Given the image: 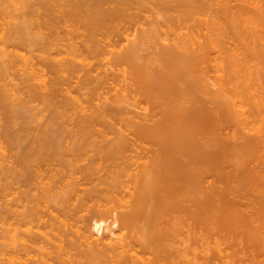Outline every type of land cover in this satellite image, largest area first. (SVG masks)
Listing matches in <instances>:
<instances>
[{
	"label": "bare ground",
	"instance_id": "bare-ground-1",
	"mask_svg": "<svg viewBox=\"0 0 264 264\" xmlns=\"http://www.w3.org/2000/svg\"><path fill=\"white\" fill-rule=\"evenodd\" d=\"M6 1L10 2L9 0ZM6 1L5 0L0 1V3L3 2V5L4 4L6 5V6L5 5L2 6L3 8L7 7L8 3ZM17 1L18 0L15 1L12 0L11 3H9V6L11 5L12 7L13 3L16 6L18 4ZM29 1L30 0H27V2L23 1L25 4L24 5L25 7L23 8H26V10H28L29 13H31L30 10L28 9L30 7H31L30 9L32 8L37 9L36 12L38 14L39 13L38 10L40 9L41 11L40 6L42 5L35 8V6H37L38 4L36 5H34V3L30 4L28 3ZM214 1L215 0H211L212 4L214 3ZM241 1L243 2L244 5L251 8L254 11V14H250L249 12L236 13V12H232L226 7L225 14L227 16L228 21L231 22L234 28H240V26H244L245 29H247L248 31L251 32L253 31L252 34L254 33L258 36L260 35V37L264 39V34H263L264 33V0H241ZM21 2L22 1L20 0L19 3L23 4V2L22 3ZM48 2L50 3L49 0ZM48 2L47 0H45V3ZM150 2L152 3V0H52L53 8L51 7L49 8V10H47L48 11V13H46V16L48 14V17H46L47 20L46 18L44 19L45 16L43 17L42 13L41 15L43 18L41 19V21L38 19L41 17L39 14L29 15L27 11L26 14H28V16H32L31 19L28 21H31L32 18H33L32 21L34 20L36 21L37 18L38 23L41 22L40 24L43 25L44 22L45 23L47 22L46 24L49 23L51 24L52 22L53 23L65 22V24H67L66 22H75L73 23L74 26L77 25L76 22H81V23L90 22V24L94 26L95 24H92L91 22H99V23L163 22L164 16L165 18H167V14L164 11H158L156 13L152 12L151 14L148 13L146 14L142 11L144 9V11L149 12V8L151 7ZM157 2L163 7V9L166 10H169V8L172 9L174 6L173 2H177L178 6L183 7L182 12L176 16L178 20L183 22H188L185 14H187L188 16H195L197 18L199 17L200 20L203 21L201 22V25H203L207 29L209 28L208 29L209 31L206 34H201V32H198L197 34L195 33L193 35H190L185 42L179 45L175 44L174 46L172 45L171 47L169 45L163 46L159 52V57H160L159 59L162 61L160 62L159 60V62L161 63L159 64V67L160 69L162 68L161 70H159V67L156 68L158 69V71L152 70L154 69L153 67H151L152 65L151 66L148 65L149 70L143 66L144 68L139 69L138 71L136 70L137 67H135L136 75L139 73L140 75H137V77L135 76L133 77V82H132L133 85L131 83L129 84L127 83L128 84L127 86L129 87L128 90L130 89L129 86L130 84L133 87H135L133 88L134 92L132 91L133 90L132 86H131L132 90L131 89L129 90L130 92H132V94H130V92L127 89L123 91L121 90L122 88L125 89L126 86L122 87L120 89L121 91L117 89V93L116 94L114 93V97L108 96L111 97L109 98V101L111 100V102L108 105H105L104 107L98 106V108L94 106V110L92 109V111H90L91 110L90 106L86 104L83 100L81 101L78 97L76 98L75 96H72L73 94L71 95L69 93V95L71 96L70 97L68 95V91L65 92L61 91L62 88L60 87L62 83L61 82H60L61 84L59 83L60 80L57 81V79H59L58 78L59 72H57L58 70H56L59 65H56L57 66V67L55 66L56 69L55 68L53 69H55L56 73L58 74L56 75L57 76L56 81L59 84L54 83L53 87L57 89L56 91H59L58 89H60L59 92L65 93V97L68 98V100H66L65 97H62L65 100L64 101L63 99L60 98V96H58V98L61 99L59 101H61V103H64L65 107L67 106L66 108L60 102L58 103L62 105V107H64V109L66 110L67 109L69 110L70 107V110L71 108H73V110L76 111L73 112L72 110V112L76 115L73 116L69 115L68 116L69 119H68L67 117V115L69 114L68 110H67L68 112L67 114L66 112H64V110H62L63 108H61L63 113L66 115L65 116L63 113H61L62 112L61 110H55L57 108L60 109V105L58 103H56L58 106H55V104H53L55 107H52L51 105V99L53 100V97H56L57 95V93L56 95H53L55 93V92L53 93V91H55L54 88L48 85L51 87L50 90L49 89L50 87H47L46 82L44 88L43 85L45 83L41 81V84L43 85L40 88L41 89L44 88V91H47L46 93L48 95L45 92L44 94H46L45 97H47V99L50 100L49 101L46 99V102L47 101L50 102V105L44 102L45 105L50 106L51 108H55L51 110V111L55 110L54 113L56 111L57 112L61 111L59 112L61 113L60 115H64L68 121L64 123V127H62L63 125L61 126L62 128L59 127L60 129H58L59 132L57 131V133L55 132L54 129L51 130V128L45 127L46 129L44 132H41L39 133L38 136L34 137L35 140L33 141H35L36 145L31 144L33 146H31L28 149L26 148L25 150H23L24 149L23 148L22 149L23 151H20L21 149L19 150L17 147V150L20 151L19 153H17L16 151V155L10 154V156H8L7 159H4L6 162L5 165L3 163L4 166L2 168L3 169L2 175L3 178L4 176H6V179H4L6 180L5 196L8 199V202L6 200L7 204H5L7 205L6 207H8L6 212L7 216L4 215L8 219V221L5 222V224L6 223L8 224V226H6L7 229L5 227V231L7 230L6 232L8 235H6L7 240L4 246L5 248H7L8 253H7V258L4 260L3 264H182L183 262L182 259L185 256L183 254V248H184V252L185 251L188 252V250L187 249L185 250V247L182 246L183 245V239H182L183 236L181 234L182 229H179V227L176 226L177 223L180 224V222H177L176 220L180 219L179 216L181 215L179 214L184 209V206L186 208V205L184 204L185 200L186 199L194 200V201L196 200L195 197L197 196V191H198L197 185L199 184V180H200L199 178L202 177V176H198L199 174H197L196 172H203L200 167L198 168V166L199 165L203 167L205 166L204 168L205 173H208V171L210 170L214 171L219 169L217 166L215 167L214 165V160L216 157L215 154H217L216 151L217 152L219 151L218 149H216L217 147H219V145H216L218 144L217 142L218 140L215 141V138L217 136L214 133V130H212L213 128H210L214 124L212 123L213 120L212 116L215 113V111L213 110L215 109L217 110L219 107L220 111L218 112L219 113L218 115H220L221 118L223 117L227 119V121L231 113H233L230 112V110H232L234 111V115L232 114L233 116L232 115L231 116L234 118V120L231 117L230 119H232L233 121H235V119L241 121L245 119L244 121H246V123L250 122V118L248 117L249 115L251 116L253 112L252 106L254 105L252 104V102L256 101L254 97L252 98V94H253L251 90V87H253L252 83L253 81L256 82V85L255 83L253 84L254 87H256L257 95L259 94L260 96L259 98H263V100L261 99V103H262L264 101V97L262 96L263 92H261L264 91V78L262 77L264 76V74L258 77L257 75L254 74L252 75L250 72V68L248 66H246L244 63L239 64L238 62L229 65L228 68V65L226 64L228 62H227V55L225 54L226 52L224 49V45L221 43L220 40L215 38L213 34H211V29L213 27H216L217 25H212L209 22V20H206L204 19V17L203 18L201 17L204 16L209 9L208 7V5H210L209 0H157ZM26 4H29L31 6L27 5L26 7ZM19 6L21 5H18V9L20 8ZM8 8L10 12L9 11L7 12L10 14H8L6 11H5L6 14L4 13L5 15L8 14V17H10L11 14L12 17H14L13 14H15L16 11H18L16 12V14H19V11H20V15L22 14L21 10L23 8L22 9L20 8L19 10L18 9L15 10L17 6L16 8L12 7L11 10L10 7ZM54 9L58 10L59 13H61V15H59L58 12L55 13L56 11H54ZM3 10L1 9L0 11L3 12ZM11 11H14V13ZM33 12L34 11H32V13ZM24 13L25 12H23V15H25ZM141 13H144L146 15L143 14L142 16ZM33 16L34 17L40 16V17L34 18ZM14 18L16 19V17ZM26 20L27 18L25 19V21L22 20V22H24L23 25L21 24L22 22L19 23L20 25H22V28H24L25 24L28 23V21L26 22ZM11 21L9 19L8 22V19L6 18L5 23L2 22V24L4 23V25L0 23L1 26H3L0 27L2 30L5 29V25L7 26V29H5L4 32L0 31V33L2 34L0 38L2 42L5 41L3 36H7L8 34L6 35V33L12 32L13 30L12 29L11 31H9L11 29V28L9 29L11 24L10 26H8V23H10ZM35 21L33 22L32 28L35 26L34 24L37 22ZM81 23L79 24L82 26ZM46 24L44 26L47 28L48 26H51V25L46 26ZM65 24L63 28L64 29L67 28V30L68 29L70 30V28L72 27V23H71V27L69 26L70 28L68 27V25L66 27ZM20 25L18 26L20 27ZM36 26L38 27V24ZM53 26L55 28L56 25ZM91 27L93 28V26ZM16 28L18 29V27ZM16 28H15V32H18ZM6 30L9 32H7ZM19 30L21 32V30L23 29H19ZM31 30L32 29H30V31ZM48 30H47V35L48 33H50L49 32L50 30L49 31ZM33 31L38 32L39 30L34 29ZM56 31H59V29L55 30V32ZM61 31H63L64 33L65 30H61ZM77 31H79V29ZM217 31H219V28H216V32ZM26 32L27 30L24 31V33ZM89 32L87 33L86 31L87 34H89ZM95 32L96 30L94 31V33ZM22 34L19 35L21 36L20 39L25 41L26 38L24 37L26 36ZM44 34L46 35V33H43V35ZM9 35L7 37L8 39H10ZM69 35L73 36L72 33ZM151 35L152 33L144 32L141 35L140 39H134V40L131 39L132 44L127 46L124 52L116 55L117 58L122 60L133 61L135 60V58L140 57V54L143 55L141 53L142 40L150 37ZM91 36L92 34L90 33L88 37ZM204 36L205 39H201ZM56 37L57 36H55V38ZM67 37L69 41L70 37L69 36ZM41 38L38 37V39ZM52 38L54 39L53 36L51 38L47 37V40L46 39L45 40L47 42L50 40L52 41L53 40ZM92 38H96V36L94 35ZM28 39L31 40V37L30 38L27 37V40ZM32 39L33 42L34 38ZM58 40L59 39L56 38L54 39L53 42L50 41L47 44L52 46L51 44L52 43L54 44V42L56 41L61 45L62 44L68 45L67 42H65L63 39L62 41L64 43H60ZM84 40L87 39L85 38ZM89 40H91V38ZM96 40H99L98 41L99 43L101 42L99 38ZM46 41H44V43H46ZM73 42L76 43V41ZM73 42L72 44L71 43L69 44L74 45ZM83 42L81 41L79 43H83ZM58 43L56 45H58ZM79 43L78 46L81 45ZM47 44H44V47H46L45 45ZM33 45L37 46V44H33ZM102 45L103 44L101 43V45L99 46L102 47ZM101 47H99V49ZM41 48L43 49L44 52L45 49L43 47ZM53 48H50V50L52 51ZM94 48H95L94 49L95 52V50L98 48L96 47ZM103 50L101 51L103 52ZM104 51H106V49ZM3 52L5 53L7 52V50L6 51L3 50ZM75 52L73 53L72 51L73 54L77 53ZM45 54H46L45 56L49 55L48 53ZM97 55L99 56L100 52ZM7 56H11V55L8 54ZM18 56L23 58L21 53ZM52 56L55 57L54 55ZM76 56L78 55L76 54L74 58H76ZM41 57L44 58V55ZM50 58H52L51 55ZM50 58L47 59H49L50 61L53 60V58L52 59ZM29 59H31V57ZM44 59H46V57ZM56 59H54V61ZM32 60L33 59H31V62ZM73 60L76 61V59ZM66 61H64V65L67 66H65V68H61V66H59L60 67L59 70L61 69L65 71L66 69L67 71L70 69L71 71H73L75 67V65H73L74 61L73 62H66ZM83 61L85 62L84 59ZM29 62L30 61L27 59V61L26 62L24 61L23 63L24 68L22 65V68L25 69V71L29 70V68L26 69L25 67V65L27 66L28 64H31V62L30 63ZM85 63H83V66ZM35 65L34 62L30 65L31 67L28 65V67H30V71L31 70L32 71L31 72L29 71V73L27 71V73L25 74L27 76L29 74L30 76L28 77H31L33 81L38 77L37 79L39 80L37 79L36 80L39 81V83L37 82L36 84H33L34 82H32V84L34 86L37 85V87H39L38 84H40V77L42 80L43 78L42 76L44 72L42 74L39 72L40 73L39 74L38 71H43L40 70L41 67H43V65L40 66L39 64H37L36 68L40 67L38 71L33 69L35 68L34 67ZM52 65H53V61H52ZM141 67L142 66H139V68ZM80 69L81 71H84L82 70V68ZM142 70H145V73ZM71 71L70 73L72 74L73 72L76 71V69L73 72ZM85 71L88 70L85 69ZM85 71L83 73H85ZM32 72L34 73V75H32ZM213 72L215 73V76L217 78L216 80H214V82H211V77L209 74H212ZM90 73L87 74L89 75ZM38 74L39 76H37ZM96 74H94L95 80L98 81L97 82L98 84L101 83L99 86H102L103 84L105 85L104 82H106L111 78L110 75H114L113 73L111 74L107 71L105 72L104 75L101 76L100 75L97 76ZM23 76H22L23 79L24 78L26 80L29 79L27 76L24 77ZM254 76H256L258 79L254 78ZM252 77H253V81H252ZM259 78H261L262 81H259L260 80ZM25 79L24 81L22 80L23 83L25 82ZM112 79L113 81L115 80L113 77ZM43 80L45 79L43 78ZM87 80L89 81V79ZM87 80L86 82H88ZM5 81L8 82L7 80ZM2 82H0V87L2 88V89L0 88V93L2 95V97L0 98H3V101L0 102L3 104L6 98V101L8 102L7 103L5 102L4 104L7 105L3 104L4 105L3 106L1 104L4 108L5 106L12 104L11 106L10 105L8 106L9 111L7 109L9 116L11 117L14 115L13 113L15 112V109H13L14 110L13 112L11 108H13L12 106H14V104L16 106V101H17L16 99L18 98V96H15V94H14L15 97L13 96V92H16V89L14 87L13 89L15 91H13V89L9 87L8 88L4 87L8 83L4 85V83ZM86 82L84 83L86 84ZM1 83L3 87L1 86ZM26 83H24V85ZM83 85H81V87ZM259 85L261 86L260 87L261 89L257 88L259 87ZM83 87L81 89H83ZM25 88L28 87L26 86ZM36 88L35 87L33 88V86H31V89L30 88L29 89L33 91L36 90ZM5 89L8 91H6ZM41 89H37V90L38 91L40 90L41 93V91L43 92V90ZM229 89L233 92V94H230L231 91ZM244 89L246 92L244 91ZM19 90L24 91V89H19ZM9 91L12 92L11 95ZM210 91L212 94L210 93ZM51 92L53 94H51ZM5 93L6 94L9 93L7 95L13 96L14 98L17 97L15 99V102L13 103L12 102L13 99L10 100V96H7ZM27 93L34 94L33 92H27ZM133 93L136 94V96L140 95V97L144 98V100L146 99L148 100L149 98H151L150 99L151 102L149 101L148 103L149 105L146 106V104H144L146 107L140 108V106L137 105L136 102L133 103V105L135 104L134 106L136 107L139 106L137 107V109L138 108L144 110L148 109V112L140 113V111H138L139 112L138 113L134 110V108L131 109L130 107H127L132 105L131 100L140 99V97L136 99L135 97L133 98ZM44 94L42 95L37 94L39 95L38 98L41 99L42 96H44ZM62 94L60 93V95ZM201 94H204V96L202 97ZM37 95H35L34 97L31 96V98L33 97L32 99H34L36 98ZM49 95L51 96L53 95V97H50ZM197 95H199V97ZM206 96L207 97L211 96L212 98L210 97L211 99L207 100L209 97L207 98ZM201 97L206 98V100L201 99ZM24 98H22L21 95V97L18 98V102L20 99L22 102ZM152 98H154L153 100L154 103L157 102L156 104L152 103ZM29 99H30V95H29ZM252 99L255 100L252 101ZM141 100L142 99H140V101ZM247 100L248 102L250 101L249 104L251 103V105H248ZM210 101L211 102L213 101L212 104L217 106L208 109L207 106ZM23 102L25 105L22 103L23 104L22 107L24 108L26 107L25 110L27 112L28 110L25 100ZM73 102L75 104H73ZM203 102L207 106L204 105ZM206 102H208V104ZM17 105H19V103ZM213 105H211V107ZM249 106L251 108H249ZM95 108L97 109V111ZM10 111H12L13 113ZM57 112L56 114H59ZM227 112L230 113L229 116ZM224 113L225 116L227 115L226 117L222 116L224 115ZM235 115L236 117L237 116L238 117L236 118ZM207 116H208V120H206ZM51 117H49V119ZM7 118L9 119V117ZM213 118H215V116H213ZM55 119L57 121V118ZM113 119H116L119 123H121V125L118 123L120 125L119 129H116L118 127L115 128V126H113L117 130V131L115 130L117 134L113 138L104 137L103 140L102 138L100 140V137H96L94 136V134L93 135L91 134L92 130L90 131V129L94 128L93 131H95L94 124H96L97 122H101L105 120H113ZM232 120H230L229 122H233ZM260 120L263 121L264 118L262 117V119ZM11 121L9 122H11V124L12 123L14 124L12 119ZM221 121L223 122L222 124H224L225 120L223 119ZM252 121H254V119ZM9 122H8L9 128L7 125H5L7 127L6 132L10 129V127L12 128ZM235 123L238 122L235 121L234 124ZM239 123L236 125L239 126ZM96 125H98V123ZM123 126L124 128H122ZM262 126L263 125H259V128H261L262 133L264 134L263 132L264 126L263 128ZM27 127L29 128L28 125ZM96 127L98 129V126ZM241 128L242 126L240 127V129ZM222 129L219 128L218 131ZM10 130L8 132H10ZM26 130H24L25 133L27 132ZM241 131H243L244 133L245 130L241 129ZM31 132L33 134V131ZM10 133H7L8 135L7 137H9L10 135L13 136L14 138L13 137H10L11 139L8 138L9 140H11L10 142H12V139H15V136ZM246 133L249 132L246 131ZM257 133H261V132H259L258 130ZM214 134L216 137L214 136ZM226 134L229 137L230 133L227 132ZM21 135L20 136L16 135L18 137L16 139L18 142L19 141L21 142V140L19 139V137L20 138L22 137ZM24 135H27V133ZM244 135L242 136L243 138L246 137ZM258 135H261L260 137H264L262 134H258ZM235 136H237V134ZM250 136L251 134L248 136V138ZM252 136L256 138V135L252 134ZM248 138H247V142L248 140L250 141V138L249 139ZM245 139H243V142L242 140L239 141L242 142V144L245 142L246 145L248 143H246ZM14 142L16 143V141ZM28 142L26 141L27 145ZM260 142L261 139L259 140L258 143ZM254 143L252 142V144ZM12 152L14 153V151ZM0 167H2V163H0ZM192 203L194 204V202ZM191 207L195 208V204L194 206L192 205ZM191 207L189 208L193 210ZM172 221H176V222L172 223ZM170 224L172 225V227L174 225V228L172 229L173 231L171 230L172 232L169 230V228L171 227ZM168 231L170 232V234ZM168 236H170V238ZM180 236H182V238ZM193 236L195 235H192V237ZM3 237H5V235H3ZM188 238L186 237V239ZM189 241L191 240L189 239ZM190 243L192 244V241ZM192 248L193 246L191 247V250ZM188 253L186 255H188Z\"/></svg>",
	"mask_w": 264,
	"mask_h": 264
},
{
	"label": "rangeland",
	"instance_id": "rangeland-1",
	"mask_svg": "<svg viewBox=\"0 0 264 264\" xmlns=\"http://www.w3.org/2000/svg\"><path fill=\"white\" fill-rule=\"evenodd\" d=\"M0 1H2V0H0ZM9 1L10 2L6 1L8 3L7 7H6L7 9L5 7H4L5 9L2 7L5 5V4L3 5V2L0 3V5L2 4L0 6V10L4 9L3 12L0 11V23L1 24H2V22L5 23L6 18L8 19V22H9V19H10V21L12 19L13 22L11 21L10 23H8V22L7 23H8V26H10V24L12 26V27L11 26L9 27V29L11 28L9 31H11L12 29L14 30V31L12 30V32H9L6 30L7 32H9V33H6V35L10 34L9 35L10 39L7 38L8 35L3 36L6 42L5 41L2 42L0 39V42H1L0 43V79H1L0 82L3 81L2 83H4V85H6L8 83L4 87H7V88L9 87L11 89H13V87H14L16 89V92H13V91H15L14 89H13V91L11 90L13 92V96L15 94V96H18V98H20L21 95H22V98L25 97L24 100L26 102V106H27L28 111L26 112V110H25L26 107L25 108L22 107L24 104V102H23L24 100H22V102H21V99H20L18 102L17 97H16L17 98L16 99V98H14L15 96L14 97L10 96L12 94V92H10V91H9L10 95H7L9 93H7V94L5 93V94L7 96H10V100L13 99L12 100L13 103L15 102V99L17 100L16 106L14 104V106H12L13 108H11L13 112H14L13 109H15V112L13 113L12 111H10L14 114L13 116H11L12 118L9 116V113H8V111H9L8 106L10 104L8 106H5V108L7 107L6 109L3 107L4 105H7V104H4L5 102L6 103L8 102V101H6V98L4 100L5 102H3L4 105L0 102V151H1L0 152V163H2V167H0L1 168V170H0V196L1 195L3 196V197L2 196L0 197V264H3L4 260L7 258V253H8L7 248H5V246H4L6 243V240H7L6 235H8L6 232L7 230L5 231V227L8 226V224L7 223L5 224V222L8 221V219L4 216V215L7 216L6 212H7V208H8V207H6L7 205H5L8 202V199L5 196L6 195L5 194L6 193V191H5L6 190V184H5L6 180H4V179H6V176H4V178H3V175H2L3 174L2 168L6 162L4 159H7L8 156H10V154L16 155V151H17V153H19L20 151H23L26 148L27 149L30 148L34 144L36 145L35 141H33V140H35L34 137L38 136L39 133L44 132L46 129L45 127L51 128V130L54 129L56 133H57V131L59 132L58 129L64 127V123H66V121H68L65 117L66 115L63 113L62 110H64V112H66L67 114L69 112L67 117L69 115L70 116L76 115L73 113L75 111V110H73V108H71V110H70V107H69L70 111L67 109L68 110V112H67V110L64 109V107H65L64 103H61V101H59V100L63 99L62 97H65V93H63V92L68 91V95L70 93L71 95L73 94L72 96H75L76 98L78 97L81 101L83 100L86 104H88L90 106V108H91L90 111H92V109L94 110V106L96 108H98V106L104 107L105 105H108L111 102V100L109 101V98H111V97H108V96L114 97V93L115 94L117 93V89L119 91H121V90L123 91L126 89L128 90L129 87L127 85L129 83H131L133 85V83H132L133 77L134 76L137 77V75H140V73L136 75V70L139 71V69H142L144 67L149 70L148 65H150V66L152 65L151 67L154 68L152 70L158 71V69H156V68H158L159 64H161L160 62H162L159 59L160 58L159 52L163 46L169 45L171 47L172 45L174 46L175 44L179 45V44L185 42L189 38L190 35H193L195 33L197 34L198 32H201V34H206L209 31L208 30L209 28L207 29L203 25H201V22H203V21H201L199 17H198L199 18L198 19L195 16H188L187 14H185L188 22H183V21L178 20V18L176 16L182 12L183 7L178 6L177 2H173L174 6L172 9L169 8V10H166V9H163V7L157 2V0H152V3L150 2L151 7L149 8V12L144 11V9L142 10L146 14L147 13L151 14L152 12L156 13L158 11H164L167 14V18H165V16H164L163 22H110V23L109 22H102V23L91 22L92 24H95V26L91 25L90 22L89 23H87V22H84V23L83 22L82 23L76 22L77 25H75V26L73 25V23H75V22H66L67 24H65V22H55V23L52 22L53 24L52 23L46 24L47 22L46 23L44 22V25L46 24V26L51 25V26H48V28L50 30L49 31L47 27H45L43 24H40L41 22L38 23L37 20L39 19L41 21V19L44 16H45L44 19L46 17H48V14L46 16V13H48L47 10H49V8H51V7L53 8L52 0H49L50 3L48 2V0H47L48 3H45V0L44 1L30 0L28 2L30 4L34 3V5L38 4L37 6H35V8L42 5V6H40L42 12L39 9L40 7L38 8L39 9L38 14L41 17L36 16V17H40L37 19L36 17L33 16L34 18H36V21H37L36 22L34 20L36 23L34 24L35 26L33 28H32L33 22H34V21H32L33 18L31 20L32 23H31V21H28L32 17V16H28V14L29 15H33V14L38 15L36 12L37 9L32 8L33 9L32 10V9H30L31 8L30 7L28 9L30 10L31 13H29L28 10H26V8H23V7H25L24 6L25 4L23 1L27 2V0H21L23 2V4H20L19 3L20 0H18L17 1L18 4L15 3V4H17L16 5L17 8L14 5V3L12 4V7L16 8L15 10H17L18 5H21V6L23 5L22 7L19 6L21 9L22 8L23 9L21 10V13H22L21 15H20V11H19V14H16V12H18V11L15 12L16 16H15V14H13L14 17H16V19H15L14 17H12V14H11V16L9 15L10 17H8V14H10L7 12V11H9L8 7H10V10L12 8L11 5L9 6V3H11L12 0H9ZM13 1H15V0H13ZM209 4L210 5H208V7H209L208 11L206 12V14L204 16H201V17L202 18L204 17V19L209 20V22L212 25H217L216 27H213L211 29V34H213L215 36V38L220 40L221 43L224 45V49L226 52L225 54L227 55V62H228L226 64L228 65V68H229V65L235 64L236 62H238L239 64L244 63L246 66H248L250 68V72L252 75L253 74L257 75V77L263 75L264 74V39H262L260 37V35L258 36L254 33L252 34L253 31L252 32L248 31L247 29H245L244 26H240V28H234L233 25L231 24V22L228 21L227 16L225 14V8L226 7L229 10H231L232 12H236V13L249 12L250 14H254V11L251 8H249L248 6L244 5L241 0H215L213 4H212L211 0H209ZM27 5H29V4H26V7H27ZM29 6H31V5H29ZM31 10L34 11L35 13L34 12L32 13ZM5 11L8 13L7 15H5L6 14ZM14 11H11V12L14 13ZM22 11L25 12L24 13L25 15H23ZM26 11L28 14H26ZM54 11H56L55 13L58 12V14L61 15V13H59L58 10L54 9ZM41 13L43 14V17L41 15ZM144 13H141V15L143 16ZM58 14H55V15H58ZM146 14H144V15H146ZM17 15H18V17H17ZM19 15L21 18L19 17ZM25 16H27V17H25ZM152 17H153V15H152ZM26 18H27L26 22L28 21L29 24L28 23L25 24V27L22 28V25L24 23V22H22V20L25 21ZM19 20H21V21H19ZM46 20H47V18H46ZM20 22H22L21 23L22 25L19 24ZM4 23L2 25H4ZM60 23H61V25H60ZM63 23L65 24L66 27H67V25H68V27L69 26L71 27V23H72L73 28L71 27L72 28L71 29L69 27L70 30L69 29L67 30V28L64 29ZM79 23H81L83 27ZM1 24H0V27H3V26H1ZM37 24H38L39 28L36 26ZM83 24L84 25L86 24V25L84 26ZM18 25H20L21 28ZM39 25H41V26H39ZM53 25H56L55 28ZM57 25H60V26H57ZM91 26H93V28ZM16 27H18V29ZM15 28L17 29L18 32H15ZM57 28L59 29L60 32L56 31L57 32V34H56L55 30H58ZM76 28H78L79 31H77L78 29H76ZM102 28H104V29H102ZM110 28H112V29H110ZM216 28H219V31L216 32ZM5 29H7L6 25H5ZM5 29L2 30L0 28V31L4 32ZM19 29H23L24 31L27 30V32L24 33V31L21 30V32L24 33V34H22ZM30 29H32V30L30 31ZM34 29L39 30L38 31L39 35H38L37 31H35V32L33 31ZM60 29L65 30L64 33ZM74 29H76V30H74ZM94 29L96 30L95 33H94V31H95ZM47 30L50 32V33H48V35H47ZM71 30H72V32H71ZM73 30L76 32V34ZM84 30H85V32H84ZM40 31H42V32H40ZM86 31H87V33L90 31L89 34H87ZM68 32H69V34L72 33L73 36L69 35ZM78 32H79V34H78ZM103 32H105V33H103ZM144 32L152 33V35L150 37L142 40L141 53L143 55L140 54V57L135 58V60H133V61L132 60L118 59L116 55L124 52V50L127 48V46L132 44L131 39H133V40L134 39H140L141 35ZM43 33H46L47 36L45 34L43 35ZM58 33H59L60 37H59ZM90 33L92 34V36L88 37L90 35ZM93 33L96 36V38H92L94 36ZM20 34L26 36V37H24V38H26V40H25L26 42L20 39V37H21V36H19ZM29 34H30V36H29ZM51 34H53V35H51ZM103 34H105V35H103ZM1 36H2V34L0 33V38H1ZM36 36H38L39 38L42 37L41 38L42 40L38 39V37H36ZM52 36L54 37V39H56V38L59 39L58 41L60 43H64L62 41V39H63L65 42H67L68 45H66V44L61 45L58 42H56L57 41L56 40L55 42H56V44L58 43V45H56L54 42V44L50 43L52 45V46H50L47 43H49L51 40L48 39V40H50L48 42L46 40H47V37L51 38ZM55 36H57V37L55 38ZM67 36L70 37L69 41H68ZM27 37L28 38L31 37V40L30 39L27 40ZM35 37L37 40L35 39ZM24 38H22V39H24ZM32 38H34L33 42H32V40H33ZM71 38H72V40H71ZM76 38H77V40H76ZM85 38L87 40H84ZM90 38H91V40H89ZM98 38L101 41L100 43L98 42L99 40H96ZM54 39L51 42H53ZM102 39H104V40H102ZM201 39H205V36L202 37ZM39 40L41 41V43ZM44 41H46V43H44ZM73 41H76V43H74ZM78 41L79 42L85 41V42L79 43ZM72 42L74 43V45H71ZM97 42H98V45H97ZM106 42L107 43L110 42V43L107 44ZM30 43H31V45H30ZM32 43L37 44V46L33 45ZM69 43H71V44H69ZM78 43L81 45L78 46ZM101 43L104 45V48H103V45H102V47L99 46V45H101ZM44 44H47V45H45L46 47H44ZM39 46L43 47L46 50V52L44 50L45 53L49 54L51 52L49 55H47L48 57L45 56L46 54L43 52V49ZM53 46H54V48H53ZM56 46H58V47H56ZM88 46L90 49L88 48ZM48 47L53 48L52 51ZM94 47L98 48L95 50L96 53L94 52V49H95ZM99 47H101V48L99 49ZM2 49L5 51L7 50V52L4 53ZM92 49H93V51H92ZM103 49L104 50L106 49V51H104ZM101 50H103L104 53ZM72 51H73V53L75 51L77 52V53L75 52L78 55V56H76V58H74L76 54H73ZM107 51H109V52H107ZM18 52H19V54H18ZM52 52H53V54H52ZM99 52H100V55L98 56L97 54H99ZM105 52H106V54H105ZM7 53L10 54L11 56H7L8 55ZM20 53L23 56V58H25V59L18 56V55H20ZM43 55H44V58L46 57V59L50 58V55H51L53 60H51V61L49 59L46 60L43 57H41ZM52 55H54L55 57H53ZM30 57H31V59H33L32 62H31V59H29ZM52 58H50V59H52ZM27 59L31 62V64L34 62V65H35L36 61H37V64H39L40 66L43 65V67H41V69H40V67L36 68L37 64L34 66L35 68H33L37 71L39 69L43 70V71H38V73L40 72L42 74L44 72L42 77L46 81L43 80V78L41 80V77H40V84H38L39 87H37V85H35V86L33 85V84H36L37 82L39 83V81H37V80H39V79H37L38 77L36 78L37 80L34 79V81H33L31 79V77H28V76H30L29 74H28V76L25 74V73H27V71L29 73L30 67H31L30 66L31 64H28L30 67H28V65L27 66L25 65V67H26V69L29 68V70L25 71V69H23L24 68L23 63H24V61L26 62ZM40 59H42V60H40ZM54 59H56V60L54 61ZM73 59H76V61ZM83 59L85 60L86 63L88 62L87 65L83 61ZM159 60H160V62H159ZM52 61H53V65H52ZM61 61L63 62V64ZM64 61H66V62H73L74 61L73 65H75V67H74L73 71H75V69H76V71L73 72L69 68H67V69H69L67 71H66V69H65V71H63L61 69L59 70V68H60L59 66H61V68H65V66H67V65H64ZM45 63H47V64H45ZM83 63H85L84 66H83ZM22 65H23V68H22ZM56 65H59L57 69L55 68ZM63 65H64V67H63ZM135 65H138V66H135ZM85 66H86V68H85ZM139 66H142V67L139 68ZM135 67H137L136 70H135ZM43 68H45V69H43ZM51 68L52 69L55 68L56 70H58L57 72H59L58 73L59 79H57V81L60 80L59 83L60 82L62 83V84L60 83L61 84L60 88H62L61 91H63V92H59L60 89H58L59 91H56L57 89H55L53 87L54 83H57V81H56L57 76L56 75H58V74L56 73L55 69L52 70ZM80 68H82V70H84V71L86 69L89 72L85 71V73H86L85 74V73H83L84 71H81ZM78 69H79V71H78ZM161 69L159 67V70H161ZM54 71H55V73H54ZM70 71L73 73L71 74ZM106 71L111 73V74L113 73L114 75H110L111 78L109 80H107L106 82H104L105 85L103 84L102 86H99L101 83H99V84L97 83L98 81L95 80L94 74L97 73L96 74L97 76L98 75L101 76V75H104ZM138 71H137V73H138ZM142 71L145 73V70H142ZM33 72H32V75H34ZM87 73H90V74L88 75ZM39 74L37 76H39ZM84 74L87 76H85ZM212 74H214V75H212ZM212 74H209V75L211 77V82H214V80H216L217 77L215 76L214 72ZM23 75L27 76L29 78V79H27L28 82L24 78L25 79L24 83L27 82L25 85L23 83V81H24V79L22 78ZM35 75H36V73H35ZM147 76H149V75H147ZM112 77L115 79L114 81H113ZM257 77L254 76V78L258 79ZM262 77L264 78V76H262ZM86 78L89 79V81ZM259 79H260L259 81H262L261 78H259ZM5 80H7L8 82H6ZM62 80H63V82H62ZM86 80L89 83L86 82ZM41 81L43 83L46 82L47 87L52 86L54 88L55 91H53V93L54 92L55 93L53 94L51 92V94L56 95V93H57L56 97H53V95L52 96L49 95L50 97H53V100L51 99L52 107L58 106L56 104L58 102H60L62 105H64V107H62V105H60L59 103L58 104L60 105V109L59 108H57V109L51 108L50 106L45 105L44 102H46V99H47V97H45V95L47 94L46 93L47 91H44V88H45L44 86L46 85V83L43 85V84H41ZM93 81H94V83H93ZM252 81H253V77H252ZM32 82H34V83L32 84ZM84 82H86V84ZM2 83H1V86H2ZM59 83H57V84H59ZM83 83H84V85H83ZM253 83H255V85H256L255 81H253ZM253 83H252L253 87H251V90L253 92L252 98L254 97L256 99V101H253L255 99H252V101H253L252 104L254 105V106H252L253 112L251 111L252 109L250 110L252 112V115H251L252 118L250 115L248 117V114H247V117L250 118V122L246 123V121H244L245 120L244 118H243L244 123L241 120L235 119V121H237L238 123L240 122L239 126H238V125H236L238 123L234 124L235 121H233L234 118L232 116L234 115V111L230 110V112H233V113H231V115L233 114L232 116L231 115L229 116L230 113L227 112L228 116H229V118L227 117L228 118V121H227V119H225L223 117L221 118V116L218 115L219 114L218 112L220 111L219 107H218L219 110L218 109L213 110L216 113V115L214 113L213 116H215V118H216L218 115V117L215 119L212 116V119L213 120L215 119L214 121L212 120V123H214L213 124L214 126L211 124L212 126L210 127V124H209V127L213 128L212 130H214V133L216 134L217 137L215 136V134H214V136L216 138H218V139L215 138V141L218 140L217 141L218 144H216V145H219V147H217L216 149H218L219 151L218 152L216 151L217 154H215L216 157L214 160V165H215V167L217 166L219 169L214 170V171L210 170V171H208V173H205L204 172L205 166L204 167L200 166V165L198 166V168L200 167L203 172H196L197 174H199L198 176H202L199 178L200 179L199 184H198L199 186L197 185L198 191H197V196L195 197L196 200L194 201V200H187L186 199L185 203H184L186 205V208L184 206V209L182 210V212L180 214L178 213L179 215H181V216H179L180 219H178V220L175 219L177 222H180V224L177 223L176 226L179 227V229H182L181 234H182L183 238H182V236H180L183 239V245L182 246L185 247V250L187 249L189 252V253L187 251L184 252V248H183V254L185 256H184V258L182 257L183 258L182 264H264V141H263L264 137H260L261 135H258V134H262L264 136L261 128H259V125L264 126V124H263L264 120L263 121L260 120V119H262V117L264 118V101L261 103V99L263 100V98H259L260 96H259V94L257 95V93H256L257 90H256V87H254ZM131 84L129 85L130 89L132 86ZM42 85L44 88L41 89L40 87H42ZM48 85H50V86H48ZM81 85L84 86V87L82 86L83 89H81L82 88ZM26 86L28 88H25ZM31 86H33V88L37 87L36 90H33V91L30 90ZM56 86H59V85H56ZM122 87H125V89ZM260 87L261 86L259 85V87H257V88H260ZM133 88H135V87L132 86V89ZM19 89H24V91L19 90ZM37 89H41V90H43V92L41 91V93H40V90L38 91ZM49 89L51 90V87ZM67 89H69L70 91ZM3 90H4V88H3ZM6 91H8V90H6ZM132 91L134 92V89ZM230 91H228V92H230ZM244 91H245V89H244ZM27 92H33L34 94H32V93L28 94ZM44 92L46 94H44ZM261 92H263L262 96L264 97V91H261ZM261 92H260V95H261ZM60 93L61 94L63 93V94L60 95ZM201 93H203V92H201ZM210 93H211V91H210ZM16 94H18V95H16ZM37 94H41V95L44 94V96H42L44 101L42 100L41 96H40L41 99H39L38 98L39 95H37ZM130 94H132V92H130ZM199 94H200V92H199ZM230 94H233V92L231 91ZM29 95H30V99H29ZM35 95H37L36 98L32 99ZM66 95H67V92H66ZM31 96H33V97L31 98ZM58 96H60L61 99L58 98ZM197 96L199 97V95H197ZM201 96L203 97L204 94H201ZM0 97H2L1 93H0ZM4 97H5V95H4ZM134 97L136 99V98H139L140 95L136 96V94L133 93V98ZM202 97H201V99L206 100V98H202ZM210 97L207 100L212 98V97L211 98ZM65 98H66V100H68L67 97H65ZM140 99H142L141 100L142 102L140 101ZM140 99H138L139 101L134 100V99H133L134 101L131 100L132 105H133V103L136 102L137 105L140 106V108L146 107L147 105H149L148 103H149L151 98H149L148 100L146 99L147 101L141 97H140ZM47 100H49V99H47ZM63 100H62V102H63ZM153 100H154V98H152V103H154ZM0 101H3V98H0ZM17 102L19 103L20 106L17 105L18 104ZM212 102L211 101L209 102L210 105L208 104V102H206L208 104V106L204 102L203 103L209 109V108H214V106H217V105H213ZM247 102H248V100H247ZM249 102H248V105H251V103L249 104ZM46 103L50 105V102L47 101ZM156 103L157 102H155L154 104H156ZM53 104H55V106ZM73 104H75V103L73 102ZM144 104H146V106ZM129 105H131V104H129ZM132 105L127 106V104H126L127 107H130L131 109L134 108V110L136 112H138V111H140V113L148 112V109H145V110L139 109V108L137 109V107H139V106L136 107V106H134L135 105L134 104L132 107ZM211 105H213V106L211 107ZM218 106H220V105H218ZM257 107H258V109H257ZM61 108H63V109L61 110ZM249 108H251V107L249 106ZM7 109H8V111H7ZM52 109L61 110L62 112L61 111H59V112L63 113L65 116L60 115L61 113H59L57 111L56 112L59 114H56V112L54 113L55 110L51 111ZM224 109H225V107H224ZM72 110H73V112H72ZM247 110H249V109H247ZM96 111H97V109H96ZM222 116L226 117L227 115L225 116V113H224V115H222ZM7 117H9V119ZM49 117H51V118L49 119ZM64 117H65V119H64ZM230 117L233 118V120L230 119ZM235 117H236V115H235ZM55 118H57V121ZM7 119H8V121H7ZM11 119L13 120L14 124L13 123L11 124V122H12ZM68 119H69V117H68ZM220 119L225 120L224 124H222L223 122ZM253 119H254V121H252ZM64 120H65V122H64ZM206 120H208V116L206 117ZM230 120H232L233 122H229ZM9 121H11V122H9ZM62 121H63V123H62ZM8 122L11 124V125L10 124L9 125L12 126V128L10 127V129H12V130L9 129L10 132L12 131L11 133L8 132L9 130L6 132L7 127L5 125L8 126ZM50 122H51V124H50ZM26 123L29 126V128L27 127ZM97 123H98V125H96ZM97 123L94 124L95 126L91 125V126L95 127V131H93L94 130L93 127H92L93 129H90V131L92 130L91 131L92 135L94 134V136L100 137V140H101V138L103 140L104 137H106V138L112 137L113 138L117 134L115 132V130L119 129V127L121 125V123H119L116 119L105 120V121H101V122H97ZM54 124H56V125H54ZM111 124H112V126H111ZM240 125L242 126L241 129L245 130L244 131L245 135H244L243 131H241ZM48 126H50V127H48ZM96 126H98V129ZM113 126H115V128L116 127H118V128L115 129ZM263 126H262V128H263ZM3 127L4 128L6 127V128L4 129ZM25 127L27 130L25 129ZM218 127L221 129L223 127L224 128L222 130L218 131V129H219ZM8 128H9V126H8ZM122 128H124V126ZM214 128H217V129H214ZM24 130L27 131L26 132L27 135H24V134H26ZM40 130H42V131H40ZM258 130L261 133H257ZM31 131H33V134ZM102 131H103V134H102ZM216 131H218V132H216ZM246 131L249 133H246ZM227 132L230 133L229 137L226 134ZM251 132H253V133H251ZM7 133H10V134L15 136V139H12V142H10L11 140H9L8 138L13 137V136H11L9 134L10 136L7 137L8 136ZM20 133L21 134L24 133V134L21 135ZM65 133H68V132H65ZM95 133H96V135H95ZM19 134L22 136L21 138L19 137V139L21 140V142L19 141L20 143L16 140L18 138L16 135L20 136ZM219 134H221V135H219ZM236 134H237V136H235ZM250 134H251V136L249 137L250 141L248 140V142H247V138ZM252 134L256 135V138L254 136H252ZM243 135L246 137L243 138L242 137ZM252 137H254L255 139ZM243 139H245L246 143H248V144L245 145V142L242 144ZM258 139L259 140L261 139L260 143H258L259 142ZM239 140L240 141L242 140V142H240ZM14 141H16V143ZM26 141L27 142L29 141L30 143L28 142V145H27ZM236 142H238V143H236ZM252 142L253 143L255 142V143L252 144ZM11 143H13V144H11ZM31 144H33V145H31ZM10 145H12V146H10ZM26 146H28V147H26ZM17 147L19 150L20 149L21 150L20 151L17 150ZM12 151H14V153ZM11 156H13V155H11ZM3 163H4V165H3ZM186 192H187V190H186ZM188 199H189V197H188ZM6 200H7V202H6ZM192 202H194L195 208L191 207L192 205L194 206V204ZM187 204H189L190 206ZM187 206H188V209H187ZM189 207H191L193 210H191ZM4 210H6V211H4ZM191 211H192L193 215H192ZM194 211L196 214L194 213ZM193 216H195L196 218ZM198 216H199V218H198ZM176 221H172V223L173 222L175 223ZM171 227H172V225H171ZM171 227L169 228L170 231L174 228V225L172 228ZM6 229H7V227H6ZM169 234H170V232H169ZM3 235H5V237H3ZM192 235H195L196 237L195 236L192 237ZM168 237L170 238V236H168ZM186 237L187 238L189 237V238L186 239ZM189 239L192 241V244L190 243L191 241H189ZM1 240H4V241H1ZM186 240H187V242H186ZM191 245L193 246L192 250H191V247H192ZM187 253H188V255H186ZM168 262H169V260H168Z\"/></svg>",
	"mask_w": 264,
	"mask_h": 264
}]
</instances>
